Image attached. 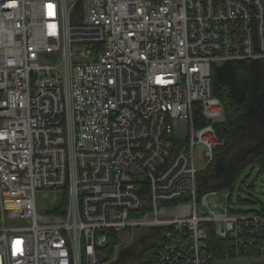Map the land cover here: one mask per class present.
<instances>
[{
    "label": "built area",
    "instance_id": "built-area-1",
    "mask_svg": "<svg viewBox=\"0 0 264 264\" xmlns=\"http://www.w3.org/2000/svg\"><path fill=\"white\" fill-rule=\"evenodd\" d=\"M263 2L0 0V264H111L119 245L108 246L110 231L160 222L130 217L150 208L146 197L195 200L193 148L203 144L207 162L220 142L209 123L222 113L211 68L260 56L253 47L264 16L252 7L264 10ZM197 99L209 122L201 131L187 122L191 144L182 153L175 124L196 116ZM40 198L53 207L39 211ZM184 203L169 210L179 221L224 217L192 215L195 201L183 213ZM152 211L162 213L154 201ZM233 217L232 230L227 223L218 234L236 231L233 253L250 258L264 248V219ZM257 226L260 234L243 233ZM188 234L169 232L153 264H220L209 260L205 231L191 242Z\"/></svg>",
    "mask_w": 264,
    "mask_h": 264
},
{
    "label": "trees",
    "instance_id": "trees-1",
    "mask_svg": "<svg viewBox=\"0 0 264 264\" xmlns=\"http://www.w3.org/2000/svg\"><path fill=\"white\" fill-rule=\"evenodd\" d=\"M212 83L213 94L224 105L225 117L215 125L224 144L216 148L209 167L199 172L198 191L224 189L232 192L249 167L257 166L260 173H264V59L215 65ZM247 183L244 181V185ZM258 210L264 211V204ZM168 230L169 227L163 226L149 227L147 234L132 247L123 249L113 264L154 263ZM208 231L210 250L216 258L224 259L234 246L230 241L217 239L213 228ZM108 236L109 245L118 242L117 234L110 232ZM139 243L142 244L137 247Z\"/></svg>",
    "mask_w": 264,
    "mask_h": 264
},
{
    "label": "rangeland",
    "instance_id": "rangeland-1",
    "mask_svg": "<svg viewBox=\"0 0 264 264\" xmlns=\"http://www.w3.org/2000/svg\"><path fill=\"white\" fill-rule=\"evenodd\" d=\"M231 3V9L232 10H236L237 9V5L236 3ZM264 4V2H263ZM252 12H255L256 14H258L260 17L264 16V10L262 9H257L252 7ZM261 20V19H260ZM256 32L258 31V24L256 26ZM261 30H264V27L259 26ZM224 29H227L228 31L232 32V30H230V28H227V26L223 27ZM238 40L243 41L242 39L236 38ZM263 52H261V50ZM254 52L258 55H260L259 57L252 59V57H248L247 56H242L239 57L237 60H259V59H264V33L260 36V38L258 39V42L255 43L254 47ZM215 65H220L217 64V62L214 63L213 66ZM211 72H212V68H211ZM211 94L212 97L214 99H218L219 100V105H221L222 107V113H221V117L218 118V120L214 121L211 120L206 121L204 120V116H202V110H204V103L202 99H197L196 103H195V108H194V115L196 114V116L194 118L190 117L185 120V125L180 124V122H177L175 124V135H177L178 138H176V140L178 141V143H180L181 145V152L185 153L184 150H182V145H188V147H190L191 144V139H190V131L192 132V128H191V123H187V122H191L194 119V122H192V124L194 123L195 128L198 130L202 129V128H206L204 126H206L208 124V122L210 124H213V126L215 127V125L222 121L224 119V105H222V102L220 100V98L218 96H216L215 94H213V83H212V75H211ZM197 112V113H196ZM200 112V113H198ZM187 123V124H186ZM216 129V127H215ZM190 130V131H189ZM197 130V131H198ZM196 131V133H197ZM201 131V130H200ZM195 133V134H196ZM216 134L217 137L220 138V142L218 145L215 146L214 150H212V154L209 153V155L207 157V162L206 160H204L203 157V152L205 151V149L203 147H205L203 144L201 143H197V145L193 148L194 153L196 154V160H197V164H196V177H195V182H196V192L198 193L195 200L192 197V195H190L189 197H178L175 199L172 198H168L166 196H162V195H157V191L155 192L156 195V200H154V196L152 195V199L154 201V205L157 204V206L159 207V209L162 211V213H155L153 214V201L151 199L148 200V197H146V206H150V208H146L144 213L139 212V213H131L130 217H135L137 215H143L145 213H148V217L149 218H158V220L160 222L157 223V225H147V226H142V227H136L135 230H133L132 228L128 227L125 228V230L123 231H110L111 233H115L117 234L118 238V242L115 243L114 245H108L111 246V248H113L115 245H119V253L117 255V257L115 258V260L119 257V255L122 253L123 249H126L128 247H132L137 241H139V239L141 237H143L145 234H147V232L149 231V227H157V226H163V227H169V230L166 231L165 237L167 236V234H169V232H171L172 230L175 229V233H177L179 227H182L183 232H189L187 239L189 242H191L192 240H194L196 238V236L200 235L201 233L204 234V231L206 233L205 238L203 239V246L208 249L207 255L209 257V260L211 262H217L220 264H233V263H242V262H249L250 264H264V248L263 247H259L260 249L257 250V254L254 253L253 255L250 256V258H242L236 255V252L233 253V250L230 252H227L225 255L224 259H219L216 258L214 253L210 250L209 247V229L213 228L214 230V235L216 236L217 239L221 240V241H230L232 245L235 246V241L237 240V235H236V231L234 234H231V232H229V237L226 238V236H220L218 234L219 228L221 227L222 229H231L232 230V224H235V217L233 216H244V215H250L253 217H256L259 221L261 219H264V211L263 210H258L261 208V205L264 204V173H260V169L257 168V166H253V167H249L244 174L241 176V178L239 179L238 183L236 184L234 190L231 192L230 190H210V191H215L217 193H213L210 196H208V202L205 201L206 206L204 205H198L200 202V198L205 195L204 193H208L210 191L207 192H201L199 193L198 191V182H197V176L199 174V172L204 171L205 169H207L209 167V165L213 162V157L215 154V149L217 147H219L220 145L224 144V139L221 138L220 136H218L217 130H216ZM186 139V141H184L183 139ZM186 143V144H185ZM173 151V150H172ZM172 156H176L175 155V151L172 152ZM247 180V184L244 185V181ZM249 185H252V188H249ZM153 190V189H152ZM151 191V189H150ZM148 192H149V187H148ZM150 194V193H149ZM159 194V193H158ZM232 194V195H231ZM62 194H59V198ZM142 198L144 197V193L139 194ZM181 196V195H180ZM189 198V199H188ZM212 199H218L219 202L221 203V205L219 207H214L213 204L211 203ZM240 200H242L243 202H241ZM38 203V207H39V211L42 212H47L50 208H52L53 206L51 204H49V200H44L43 198H40ZM195 201V204H197V210H196V206L194 205V207H192V215H198L199 218L201 217V215L199 214L200 211H210L211 209H214L216 211V214H224L223 218H211V217H207V219H202V217L200 218V220L198 221V224L195 226L193 225L192 222H186V221H179L180 218L178 219L176 216H174V214L169 211L170 207H172V209H175L176 213H178L176 207L177 204L180 202H186L184 203V205H186V209H182L183 213H187L190 214V209H191V205H188L189 203L192 204ZM66 205V203H65ZM145 206V207H146ZM151 209V210H149ZM206 213V212H205ZM253 214V215H252ZM255 215V216H254ZM222 216V215H221ZM226 217H233V221L227 219ZM168 220H172V221H168ZM168 221V222H166ZM241 221V220H239ZM238 221V222H239ZM222 223V226H221ZM230 224L229 229L227 228V226L225 224ZM263 223H261L262 225ZM253 231H251V228H245L244 230V234L247 235V238H251L254 236L253 233L255 234H260V232H262V228L260 226H257L256 228H253ZM242 234V233H240ZM238 233V235H240ZM261 243L264 246V238L260 239ZM166 241L163 242L162 246L160 247V249L164 246ZM142 243H139V245H137V247L141 246ZM188 248L190 250V245L188 244ZM236 248V246H235ZM159 249V250H160ZM160 252V251H159ZM159 254V253H158ZM112 261L111 264H113ZM185 260H181V262H183V264H186L187 262H192V260L190 261H186ZM153 264V263H152Z\"/></svg>",
    "mask_w": 264,
    "mask_h": 264
},
{
    "label": "bare ground",
    "instance_id": "bare-ground-1",
    "mask_svg": "<svg viewBox=\"0 0 264 264\" xmlns=\"http://www.w3.org/2000/svg\"><path fill=\"white\" fill-rule=\"evenodd\" d=\"M246 33H250L251 35H253V33L252 32H249V31H247ZM186 59H187V55H184V56H178L177 57V61H180V62H183V61H186ZM252 59H255V58H253L252 57ZM226 61H237V60H226ZM226 61H224V62H219V63H217V64H223V63H226ZM195 64H197L196 62H194V64L193 65H195ZM198 65V64H197ZM214 68V66H212V69ZM216 150V149H215ZM44 197H47V196H44ZM44 200H46L47 201V199L46 198H43ZM39 200V199H38Z\"/></svg>",
    "mask_w": 264,
    "mask_h": 264
}]
</instances>
